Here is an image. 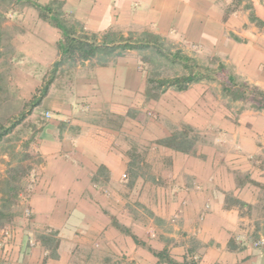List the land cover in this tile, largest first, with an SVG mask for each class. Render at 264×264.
<instances>
[{
  "label": "rangeland",
  "instance_id": "374dc122",
  "mask_svg": "<svg viewBox=\"0 0 264 264\" xmlns=\"http://www.w3.org/2000/svg\"><path fill=\"white\" fill-rule=\"evenodd\" d=\"M177 1L181 3L180 8L184 12L182 17L187 21L184 23L183 33L175 30L174 26L166 33L155 24L147 28L139 24L122 23L120 28L96 33L95 41L100 45L104 37L108 36V39H115V43H118L120 37L124 36L137 43L141 38H145V33L150 32L159 36L163 49L180 51L202 66L215 67L222 63L227 72L234 74L241 81L264 89V26H259L249 19L251 11L255 10L264 20V0ZM62 12L64 22L68 26L74 25L77 35L93 37V34L91 35L93 32L84 30L81 22H77L63 11V5ZM20 14L27 15L28 20L36 18L43 20L37 9L28 1L0 0V126H3L0 128V212L6 215L2 218L0 226V264H9L13 255L18 262L19 247L16 239L29 232L37 240L39 235L48 238L47 245L51 248L47 249V254L50 257L55 254V258H59L55 251L62 244V250L66 252V261L63 260L61 264H167L158 262L155 252L160 251L151 248L148 241H142L140 246L142 251L153 254L150 258L130 255L127 252L129 247L123 244L122 249L116 246L114 253L111 252L103 233L86 227L83 224L84 220L77 224L73 223L72 226L70 218L64 219V227L59 230L41 226L37 228L31 220L33 210L30 200L34 184L42 176V168L39 165L45 157L44 145L56 141L77 144L76 134L84 131L78 122L89 123L96 127L95 129L104 130L107 138L114 137L115 148L122 153L127 164L125 172L119 175L125 184V194L121 193L120 198L109 201L111 200L115 207L121 206L123 202L125 206L122 208L127 209L133 217L136 216L137 220L144 224L146 218L151 219L153 215L147 208L128 198V194L132 189L130 184L132 179L140 176L149 184L160 187L155 191L159 193L160 201L163 202L161 206L167 209L164 197L169 193L171 178L165 174L168 166L162 157L166 155L163 147L158 146V140L169 136L175 130L185 132L192 144L189 152L175 151L204 158L208 148L212 154H216L220 152L222 146L229 148V145L238 144L237 139L227 134V125L219 124L220 121L234 127L246 123V127L252 125L255 128L264 123V110L245 107L241 101L232 100L224 95L217 80L193 83L186 92L178 91L174 87L165 88L163 91L159 87L156 88L157 81L185 75L187 69L178 62L166 59L152 47L128 49L127 52L128 58L134 56L137 60V71L141 73L144 85L143 91L145 84L146 90L149 86L147 77L154 80L150 85L149 96L143 93L145 98L140 105L129 107L121 116L110 111L107 104H102V101L97 100L94 106L81 102L77 100L81 96L78 95V91L84 87L87 73H93L92 69L95 66L113 63L118 57L115 55L116 51L108 54L105 48L99 50L87 63L79 59L62 58V62L52 74L54 65L52 62L43 65L33 63L30 58L20 56L13 45L15 35L22 26ZM195 19L201 23L199 33L190 30ZM29 30L32 31L30 28ZM58 31L60 34V30ZM58 43L54 48L55 59L59 57ZM49 80L51 82L46 95L37 105L34 104L41 95L42 87ZM67 110L72 111V114H65L64 111ZM253 116L256 118L253 119ZM188 120L200 125L205 124V128L193 126ZM12 122L16 124L8 130ZM91 126L89 128L93 129ZM257 136L259 140H256V144L261 146L263 150L261 152L264 153V136L261 138L260 133ZM261 152L256 155L257 164L260 165L264 159ZM75 163L82 164L78 161ZM99 173L102 178L107 176V172H103L101 168ZM151 176L157 177V180L152 181ZM100 186L103 187L102 183ZM81 200L79 199V202ZM96 203L101 205L105 200L98 198ZM133 205L138 209L142 208V213L138 214L133 210ZM82 217H86L85 213ZM171 219L173 221L176 218L172 215ZM171 219L166 224L156 222L157 228L163 233L170 232L172 224H176V221L172 222ZM60 220L56 219L57 222ZM129 232L127 235H133L131 231ZM148 234L150 239L160 244L167 246L170 243L163 234H156L154 230ZM259 237V234L253 235L252 241L260 239ZM122 250L125 255L119 253ZM169 251L167 249V255L173 259V253ZM115 253L116 256H112ZM192 256L195 255L189 253L187 261L178 263H195L193 261L196 258Z\"/></svg>",
  "mask_w": 264,
  "mask_h": 264
},
{
  "label": "crops",
  "instance_id": "0c3cea01",
  "mask_svg": "<svg viewBox=\"0 0 264 264\" xmlns=\"http://www.w3.org/2000/svg\"><path fill=\"white\" fill-rule=\"evenodd\" d=\"M36 1L44 4L50 0ZM60 1L63 2L65 13L81 22L84 30H90L93 32L91 35L96 36L98 32L120 28L122 23L139 24L147 28L155 24L166 33L174 26L175 30L183 33L184 23L187 22L182 17L184 12L177 0ZM26 16L19 15L22 26L15 35L13 45L20 56L30 58L33 63L54 64L59 60V57L55 59L54 49L61 38L59 29L41 19L28 20ZM200 24L199 20H193L190 30L199 33ZM128 51L116 50L115 55L118 57L113 63L110 61L109 65L95 66L93 73H87L84 87L78 91L81 96L77 100L92 106L97 100L102 101L110 111L121 116L129 107L140 105L145 98L146 84L143 91L137 60L134 56L128 58ZM64 113L70 115L72 111ZM188 122L198 128H205V124ZM77 124L84 130L76 134L77 144L56 141L44 145L45 157L39 165L42 176L34 184L30 200L33 210L31 220L37 228L41 226L59 230L64 227V219L70 218L72 226L84 220L86 227L103 233L111 252L116 246L122 249L123 244L129 247L127 252L130 255L150 258L153 254L142 251L140 246L142 241H148L156 251L169 249L177 262L187 261L190 253L195 255L192 258H196L193 261L196 264H264V243L261 247H255L252 241L255 234H259V238L264 241V159L261 165L257 164L256 156L262 150L256 140H259V133L261 138L264 136V123L254 128L252 125L246 127V123L234 127L220 121L219 124L227 125V134L237 139L238 144L229 145V148L222 146L216 154H212L208 148L204 158L181 154L162 146L166 155L162 158L168 166L165 174L171 178L169 193L164 197L167 209L161 206L163 202L155 191L160 187L149 184L140 176L133 178L130 183L132 189L128 198L147 208L153 215L151 219L146 218L144 224L122 208L125 206L123 202L121 206L115 207L109 201L120 198L121 193L125 194V184L119 175L125 172L127 164L122 153L115 148L114 137L107 138L104 130L95 129L89 123ZM261 155L264 156V153L261 152ZM99 168L107 172L105 178L100 175ZM151 180L156 181L157 177L151 176ZM82 198L89 200L83 201ZM98 198L104 199L105 203L97 204ZM133 210L142 213V208L138 209L134 205ZM84 213L85 218L82 217ZM172 215L176 218L173 221ZM111 216L127 231H131L138 241L119 231L112 224ZM56 219L62 221L57 222ZM169 219L176 221V224H172L170 232L163 233L157 228L156 222L166 224ZM151 230L163 234L170 243L165 246L150 239L148 232ZM16 240L19 259L16 262L13 255L9 264H61L63 260L66 261L62 244L56 251L59 256L56 259L47 254V248L30 232ZM119 253L125 255L123 250Z\"/></svg>",
  "mask_w": 264,
  "mask_h": 264
},
{
  "label": "trees",
  "instance_id": "16d2710c",
  "mask_svg": "<svg viewBox=\"0 0 264 264\" xmlns=\"http://www.w3.org/2000/svg\"><path fill=\"white\" fill-rule=\"evenodd\" d=\"M25 1H28L32 7L37 9L38 15L44 21L60 30L61 39L58 43L59 60L54 63L52 74L55 73L56 67H58L60 62H62V58H71L86 61L94 57L99 50L101 51L104 48L108 50V52L106 53L109 54L113 53L116 50H140L147 47H152L156 50V52H159L166 59H169L171 62H178L187 69V74L185 75L175 76L172 78H164L157 81V85L155 86L156 88L159 87L163 91L165 90V88L174 87L178 91H184L187 90L191 84L199 82L201 80H217L220 83L221 91L224 95L230 97L232 100L241 101L243 103V106L245 107L254 110H264V89H261L257 86H252L245 81H241L234 74L227 72L225 69V65H223L222 63L217 64L215 67L199 65L194 59L181 53L180 51L176 52L170 51L168 49H163V43L160 41L159 36L150 32L145 33V38H141L137 43L132 42L131 39L125 38L124 36L120 37L118 43H115V39H108V36H105L102 43L99 45L95 41L97 37L96 35L93 34V37L86 36L85 34L77 35L75 26H68L64 22V19L62 18L63 3L61 1L51 0L47 4H41L35 0ZM249 19L250 21L256 22L259 26H264V20L257 15L255 10L251 11ZM51 79L52 78H50V80ZM50 80L46 84H44V86L42 87L41 95L34 101V104L37 105L40 99L46 95L48 86L51 82ZM146 80L148 83L147 85L149 86H147L145 94H147L146 96H149L148 94L150 92V85L154 82V80L150 77H147ZM23 115L24 113L21 114V116ZM15 124L16 122H12L8 130L15 126ZM0 128H3V126L1 125ZM158 144L182 152H189V149L192 146L191 140L188 138V135L185 132L176 130L173 131L169 136L158 140ZM3 217H6V215L3 212H0V226ZM111 222L119 231L125 234L130 233L112 216ZM130 236L135 241H138L135 236ZM39 240L45 246V248L50 250L51 247L47 245L49 242L47 241L48 238L45 235H39ZM150 251L152 250L150 249ZM155 256L158 258V262H166L167 264H179L167 255L166 248H164L160 252H155ZM52 257H56V255L54 254Z\"/></svg>",
  "mask_w": 264,
  "mask_h": 264
},
{
  "label": "built area",
  "instance_id": "2783aa9c",
  "mask_svg": "<svg viewBox=\"0 0 264 264\" xmlns=\"http://www.w3.org/2000/svg\"><path fill=\"white\" fill-rule=\"evenodd\" d=\"M46 115L48 116V113H46ZM263 243H264V241H263V239H257V240H255L254 242H253V245L255 246V247H261L262 245H263Z\"/></svg>",
  "mask_w": 264,
  "mask_h": 264
}]
</instances>
